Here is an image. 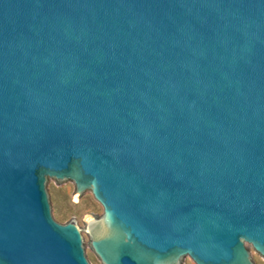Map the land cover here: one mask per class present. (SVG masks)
Here are the masks:
<instances>
[{"label": "water", "instance_id": "water-1", "mask_svg": "<svg viewBox=\"0 0 264 264\" xmlns=\"http://www.w3.org/2000/svg\"><path fill=\"white\" fill-rule=\"evenodd\" d=\"M259 254L264 0H0V264Z\"/></svg>", "mask_w": 264, "mask_h": 264}, {"label": "rangeland", "instance_id": "rangeland-1", "mask_svg": "<svg viewBox=\"0 0 264 264\" xmlns=\"http://www.w3.org/2000/svg\"><path fill=\"white\" fill-rule=\"evenodd\" d=\"M56 192L65 223L71 220L83 222L86 229L88 218L94 217L97 213H104L103 206L94 197L80 201L76 197V187L73 190H64L58 185ZM259 258L261 264H264V257L259 254Z\"/></svg>", "mask_w": 264, "mask_h": 264}]
</instances>
